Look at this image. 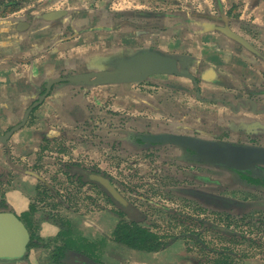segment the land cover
<instances>
[{
  "label": "rangeland",
  "instance_id": "374dc122",
  "mask_svg": "<svg viewBox=\"0 0 264 264\" xmlns=\"http://www.w3.org/2000/svg\"><path fill=\"white\" fill-rule=\"evenodd\" d=\"M198 14L194 10L192 17ZM178 21L175 23L180 24ZM235 23L243 35L263 41L261 29L241 26L239 20ZM192 25L191 31L197 32L199 27ZM194 33L191 42L196 39ZM176 40L180 43L166 40L163 49L181 57L183 63L184 55L196 56V46L183 44L182 36ZM129 53L123 58L133 55ZM259 78H252V90L264 85ZM226 81L224 86L201 82V87L194 88L184 78L153 76L142 83L111 87L109 99L103 92L90 96L93 103L87 101L91 91L74 95L73 107L67 109L79 110L73 115L75 124L67 125L59 139H49L48 150L22 151L26 163H20L19 170L32 168V178L26 181L31 185L24 187L25 181L19 179L22 174L13 175L9 168L0 172V211L16 212L13 205L17 206L18 215L40 239L33 263L28 258L16 264H51L50 252L68 244L60 235L65 223L76 240L90 243L95 256L102 252L99 264H141V253L115 245L113 232L122 218L165 236L170 246L175 245L170 260L161 264H264L263 188L248 184L234 172L204 165L185 149L139 140L170 133L264 144V122L256 123L249 117L254 115L251 106L238 110L237 105L234 109L236 98L243 95L239 85ZM260 90L264 95V86ZM262 95L258 97L261 102ZM6 154L9 163L17 162L11 150H1L3 164ZM71 165L77 166V171H70ZM93 175L106 178L128 205L116 202L102 184L91 179ZM22 190L31 193L32 202L15 201ZM9 193L13 195L9 197ZM223 200H230L227 203L231 206L222 204ZM121 208L131 215L121 217ZM52 228H59V233H51Z\"/></svg>",
  "mask_w": 264,
  "mask_h": 264
},
{
  "label": "crops",
  "instance_id": "0c3cea01",
  "mask_svg": "<svg viewBox=\"0 0 264 264\" xmlns=\"http://www.w3.org/2000/svg\"><path fill=\"white\" fill-rule=\"evenodd\" d=\"M194 10L211 16L219 14L231 28L239 20L237 24L264 31V0H0V136L23 121L26 111L39 101L51 80L105 70L112 59H122L129 52L134 54L146 44L150 48L156 42L154 31L158 27L174 28L176 20H179V11L185 15L183 24L192 27ZM202 23L199 25L204 27L215 25L212 20ZM202 36L196 41L204 46L206 40H202ZM218 36L213 33L215 39ZM147 37L149 39L145 40ZM218 41L225 46L222 56L217 58L216 54L213 58L208 54L206 58L201 55L198 59H204L218 71L217 77L221 74L229 81L239 83L237 76L247 75L246 70L252 68L254 60L248 54L245 56L246 53L241 52L237 44L226 36L221 35ZM250 44L254 47L252 50L264 51L263 42L251 40ZM211 60L216 62L211 63ZM91 87L77 83L55 84L44 102L31 112L26 125L6 143L0 141V150H11L15 160L26 158L25 153L22 157L23 150H48L47 141L62 137L67 125L74 123L73 115H77L79 110L71 112L67 109L68 106L73 107L74 95L91 91L87 97L90 103H93L90 96L95 94L108 93V99L111 96L110 86ZM207 87L215 90L212 85ZM251 107H254L250 110L254 115L249 117L254 122L263 121L264 112L259 116L256 106ZM18 164L12 174H22L19 179L25 181L24 187H29L31 184L26 181L32 178V169L22 172ZM1 170L3 163L0 156L2 173ZM18 193L19 198L15 201L32 202L30 192L22 190ZM12 195L8 194L9 197ZM13 209L17 213L19 208L13 205ZM50 231L58 234L59 228ZM109 242L108 245L111 244ZM102 245L105 248L104 242ZM115 245L123 248L118 243ZM174 247L172 245L158 253H136L144 259L141 264H154L156 261L161 264L170 260ZM36 251L33 249L29 253L31 263L37 256ZM101 255L102 252L96 258L97 262L101 260Z\"/></svg>",
  "mask_w": 264,
  "mask_h": 264
},
{
  "label": "water",
  "instance_id": "95a60500",
  "mask_svg": "<svg viewBox=\"0 0 264 264\" xmlns=\"http://www.w3.org/2000/svg\"><path fill=\"white\" fill-rule=\"evenodd\" d=\"M220 30L245 48L252 50L246 40L228 27ZM110 64L112 65L105 70L80 73L48 82L45 92L40 96L39 101L26 111L23 121L5 135L0 136V141L6 143L16 131L26 125L31 112L44 102L57 83H77L94 87L120 86L142 83L153 76H177L196 82L195 77L188 70L181 68L175 57L157 51H142L127 58L114 60ZM144 141L183 148L194 152L196 159L203 163L229 168L234 172H252L256 167L264 166V146L213 141L170 133L150 136ZM91 179L102 184L120 205H128L106 178L93 175ZM223 201L231 202L230 200ZM30 244L31 233L16 212L0 211V262L16 264L25 261ZM70 255L73 258H78L76 261L80 264L89 262L87 257L81 253L71 252Z\"/></svg>",
  "mask_w": 264,
  "mask_h": 264
},
{
  "label": "flooded vegetation",
  "instance_id": "af4514ba",
  "mask_svg": "<svg viewBox=\"0 0 264 264\" xmlns=\"http://www.w3.org/2000/svg\"><path fill=\"white\" fill-rule=\"evenodd\" d=\"M197 13H199V12H197ZM205 13L206 12L199 13L196 18L193 17V18H195V20L193 19V21H191L192 24H195L196 23L195 26L196 27H199V30L197 32H195V33L192 32L191 31V27L189 26V24L188 25H184L183 24L184 19L183 18L180 19V17H179L180 15L183 16V14H179L177 16V18L179 19L178 22L180 24L177 23L174 28H170V26L169 27H165V28L164 27H158V29L156 31H154L156 33V37L154 36V38H153L156 42L153 43V44H151L150 45V48H147V46H146L145 48H143L142 50H140V51H138L136 53H139V52H142V51H146V50L147 51H157L159 53L167 54V55H170V56L175 57L179 61L181 68L188 70L195 77L196 82H194L191 79L184 78V79H187V80L191 81V83L194 86V88H196L197 86L198 87H201L200 83L201 82H205V81H208L211 84H213V83L214 84H223V86H224L225 82H227L226 81V78H224L223 75H221V74H219L218 75L219 77H217L216 76V73L218 71H216L214 68L210 67V65H208V62H206L204 59L203 60H199L198 57H200L202 55L203 58H206L208 54H211V57L214 58V56L217 54V58H218L219 55L220 56L223 55V53H224L223 48H225V46L222 45V43L219 42L218 40H219V38H221V35L222 36H226L220 30V29L225 28V27H228L229 29H231L233 32H235L239 36L240 35H241V37L243 36L242 38L244 40H246V42H248L251 47H253V46L250 44V42L253 39H252V37H250V36H248L246 34L243 35L240 31H238L237 29H235V26H234V28L233 27L231 28L229 25H226L225 22H223V19L221 18L222 17L221 15L215 14V15H212L211 16L208 13L207 14H205ZM215 19H217V20H215ZM186 20H188V19H186ZM209 20H212V23H214L215 25H210L208 27H206V26L204 27V26H200L199 25L203 21H209ZM241 23H243V22H241ZM241 26H243V25H241ZM187 27H190L189 28L190 31L187 29ZM174 32H175V34H174ZM192 33L196 34L195 37H196L197 40H199L200 37L203 35L202 36V40H204V41L206 40V42H205L206 45L204 44L205 47L203 46V44L197 43L196 39H194V38L192 40L193 42H191L190 37L193 35ZM213 33L214 34H219L218 39H215L213 37ZM210 34H212V35H210ZM199 35H201V36H199ZM177 36H182L183 37V41H182L183 44L192 43L197 48L196 51H195V55L196 56H194V54H193V56L192 55H184V58H183L184 59V63H183L181 57H179V56L176 57L174 55L169 54V51H167L168 52L167 53L166 50H164V49L162 50V48H164V46H167V45H165L166 44V40L171 41L170 43H173V44H176V43L179 44L180 42L178 40H176V37ZM244 36L249 37V39H247ZM187 37H189V39H187ZM226 37L229 38L230 40H232L233 42H235V44H237L236 45L237 48L238 49H241L240 50L241 52L244 51L246 53L245 56L248 54V56H250L252 58L251 60H254L252 62L253 65H251L252 68H250V70H246L247 71V75H242V74L239 73L240 76H237L240 79H237V81L239 83H235V84L236 85H239V86H237L240 89V91H241V92L240 91L239 92L245 98H243L242 96L241 97H238L237 96L238 97V98H236L237 99L236 100L237 102H235L236 105L233 104L234 105V109L236 110L237 105H238V108H239L238 110H240L242 108H244V110H246L245 108L248 107V106H250V104H251V106H256V109L255 110L258 113L257 115H259V113L264 112V108H263L264 101L261 102L260 100H258V99H260L258 97H260L263 94L260 89L263 88L264 85L262 87H258L255 90H252V88H251L252 87L251 80H252V78H254V79L259 78V76L257 77L256 74H260V76H264V73H263V71H264V68H263L264 67V51H262V50L260 51L259 50V52H258V51H254V50H251L250 51L249 49L247 50V48H245L244 46H242L240 43L236 42L235 40L231 39L228 36H226ZM263 38H264V36H263ZM179 40L181 41L182 38H179ZM262 40H263L262 42L264 43V39H262ZM154 44H156V45L154 46ZM173 44H172V46H174ZM169 48H170V45L168 46V49ZM197 54H200V56H197ZM215 62H216L215 60H211V63H215ZM182 64H184V67H183ZM261 64L263 65V67H260L261 70H259V65H261ZM194 70L197 72V74L194 73L195 72ZM174 77H177V76H174ZM179 78H181V77H179ZM220 78H223V80H221V82L219 81ZM259 81L262 84L264 82V78H262V79L259 78ZM126 85H129V84H126ZM126 85H120V87H122V86L124 87ZM86 86H88V85H86ZM111 87H119V86H110V88ZM262 97H264V95H262ZM246 102H247V105L248 106L244 107V104H246ZM253 108L251 107V109H253ZM74 119H75V117H74ZM75 122H76V120H74V123H72V124H75ZM261 122H264V118H263V121H257L256 123H261ZM257 126L259 127L260 125H257ZM257 126H256V128H257ZM162 134H166V133H162ZM177 135H184V134H177ZM189 136H193V135H189ZM148 137H150V136L142 137L143 139L141 138L139 140H140L141 143H144V144L160 145V144H153V143H150L148 141L147 142L144 141ZM194 137L201 138L199 136H194ZM201 139H204V138L202 137ZM206 140H210V139H206ZM213 141H216V140H213ZM228 143H233V142L231 141V142H228ZM235 144H238V143H235ZM172 146H174V145H172ZM256 146H264V144H260V145H256ZM181 149H183V148H181ZM188 153H191L192 155H196L194 152H191V151H188ZM5 158H6V162H4L5 165L3 164V167L9 168L8 169L9 172L11 171L10 168H12V171L13 170L15 171L14 167L12 166V163L14 165H16L17 162L19 163L18 165H20V163H23V162L26 163L25 160H17V162L14 161L12 163L11 162L9 163V159H8V155L7 154L5 155ZM3 159L4 158L1 157V161ZM202 164L208 165V166H212V167H216V168H223V169H226V170H228L230 172H234L231 169L224 168L222 166L209 165V164H206V163H203V162H202ZM68 168H69L70 171H73L75 169V166L74 165H71ZM257 169L260 170V173L261 174H264V166H258V167H256L255 171H252V172L255 173L254 174L255 177L258 176L256 174H259V172H258ZM12 171L10 172L11 174H12ZM73 172H75V171H73ZM234 173H236L240 177V175H241L240 173H245V172H234ZM251 185L252 186H255V187H259V188H263L264 189V183L263 184H251ZM206 197L207 196H205V199H208V197L207 198ZM209 198L210 199L211 198L214 199V197H211V196ZM21 220H23V219L21 218ZM23 222L25 223V221H23ZM25 225L27 226L26 223H25ZM30 252H31V250L28 252V258H29V253ZM71 252H73V251H68L67 252V255H66L65 259H64V263L65 264H80L79 262L76 261V260H78V258H73L70 255ZM75 253H80V252H75ZM81 254H83V253H81ZM83 255H85V254H83ZM85 256L89 260L88 264H99V262H97L93 258H90L87 255H85Z\"/></svg>",
  "mask_w": 264,
  "mask_h": 264
},
{
  "label": "trees",
  "instance_id": "16d2710c",
  "mask_svg": "<svg viewBox=\"0 0 264 264\" xmlns=\"http://www.w3.org/2000/svg\"><path fill=\"white\" fill-rule=\"evenodd\" d=\"M77 166H75V169L73 171H77ZM260 169V168H259ZM258 170L259 174L257 177L254 176V172H245L240 173L241 180L248 182L249 184H263L264 183V174L260 173V170ZM84 170V169H83ZM3 206H6V202H2ZM222 204H226V206H231V204L227 202L221 201ZM8 210V209H6ZM127 209L121 208L120 216L125 217L126 215H131L127 211ZM10 211V210H9ZM65 221V220H64ZM67 226L68 224L65 223ZM64 226L61 228L60 235L66 238L67 246H57L50 252V262L51 264H65L64 259L67 255L68 251L73 252H80L83 254H86L90 258L96 259L98 258V255H94L93 248L91 249V245L88 241L86 243H82L79 240H76L72 234L71 227ZM31 232V244L29 246V251L32 249H38L40 248L39 243V237L31 231L29 225H27ZM113 240L115 243H118L120 245H123L131 250L137 251V252H143V253H158L165 249H167L170 246L171 242L166 241L165 236H161L159 234H156L152 232L151 230L142 227L141 224H137L135 222H127L123 220V218L120 220V222L117 225V228H115L113 232ZM84 242V241H83ZM87 247V248H86ZM71 249V250H70ZM90 250V252H89ZM95 256V257H94ZM28 259V255L25 257V260ZM1 263V262H0Z\"/></svg>",
  "mask_w": 264,
  "mask_h": 264
}]
</instances>
